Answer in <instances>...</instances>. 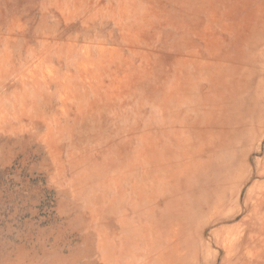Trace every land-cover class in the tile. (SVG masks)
Returning <instances> with one entry per match:
<instances>
[{"label":"rangeland","instance_id":"rangeland-1","mask_svg":"<svg viewBox=\"0 0 264 264\" xmlns=\"http://www.w3.org/2000/svg\"><path fill=\"white\" fill-rule=\"evenodd\" d=\"M0 264H264V0H0Z\"/></svg>","mask_w":264,"mask_h":264}]
</instances>
